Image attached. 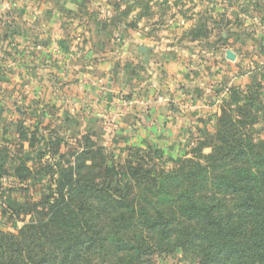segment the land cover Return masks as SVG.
<instances>
[{
  "label": "rangeland",
  "instance_id": "1",
  "mask_svg": "<svg viewBox=\"0 0 264 264\" xmlns=\"http://www.w3.org/2000/svg\"><path fill=\"white\" fill-rule=\"evenodd\" d=\"M2 1L1 69L11 64H5L6 51L1 42L6 14ZM178 1L187 4L193 0ZM211 3L219 8L228 4L231 10L215 17L219 18L215 21L219 26L213 41L212 31L202 27L197 29L202 40L198 37L197 43L190 46L196 52L187 48L190 43L185 44L191 51L187 62L199 69V97L206 107L189 134L186 147L178 148L176 155L154 147L138 150L103 146L100 140L72 136L45 143L34 133L49 132L46 129L53 121V109L45 104L50 102L51 92H43L44 97L37 101L31 96L33 91L23 98L18 86L0 91V159L6 162V174L0 178V232L18 235L30 224L45 222L51 214L49 206H54L56 199L55 207L70 203L75 214L84 215L91 232H106L107 216L116 209L138 220L140 223L128 226H109L111 231L126 228L133 242L144 243L139 254L132 252L123 258L124 262L218 264L209 250L205 252L203 233L208 223L200 221L205 214L200 206L218 205L222 207L220 214L226 216L235 201L228 197L212 201L217 198L214 185L220 181L211 177L214 164H208L204 156L220 144L221 135H226L237 150L244 148L246 154L250 153L248 166L255 154H264V0H209ZM208 12L201 13L204 24L213 19L206 17ZM194 33L191 30L187 38ZM224 50L231 52L225 55ZM217 51L218 58L209 53ZM3 112H8L10 125L3 120ZM235 154L232 151L225 159L229 169L234 166ZM198 166H207L209 183L201 181L204 173L199 172ZM179 170L192 171V179ZM170 172L179 173L178 178L168 180L160 188L159 181ZM230 178L236 181L233 177L225 181ZM115 202L118 204L113 205ZM158 210H162L164 221H157ZM146 220L164 227L158 224L157 230H151ZM101 258L104 255L97 254L93 261L98 264Z\"/></svg>",
  "mask_w": 264,
  "mask_h": 264
},
{
  "label": "crops",
  "instance_id": "2",
  "mask_svg": "<svg viewBox=\"0 0 264 264\" xmlns=\"http://www.w3.org/2000/svg\"><path fill=\"white\" fill-rule=\"evenodd\" d=\"M13 3L1 4L6 9L1 42L5 64H11L0 68V91L18 86L23 98L33 91L37 101L50 91V102H42L53 109L46 129L52 136H89L103 146L154 147L167 155L186 147L206 107L199 97V69L187 62L190 50L196 52L190 46L202 40L197 33L202 27L212 31L213 41L215 17L229 14L230 5L214 7L209 0ZM203 11L213 17L205 24ZM218 52L209 53L218 58ZM8 115L3 112V120L10 125Z\"/></svg>",
  "mask_w": 264,
  "mask_h": 264
},
{
  "label": "trees",
  "instance_id": "3",
  "mask_svg": "<svg viewBox=\"0 0 264 264\" xmlns=\"http://www.w3.org/2000/svg\"><path fill=\"white\" fill-rule=\"evenodd\" d=\"M35 134L45 143L58 139L50 132L45 134L39 131ZM87 138L91 139L89 136L81 139ZM219 139L221 145L204 156L208 164H214L209 172L211 177L220 181L214 185L213 193L217 198L212 201L220 202L221 198L228 197L234 199L235 203L226 216L220 214L222 207L218 205L200 206L205 213L200 221L208 223L203 233L205 252L209 250L213 261L217 260L218 264H264V154H255L252 164L248 166L250 153L246 154L244 148L237 150L226 140V135H221ZM232 151L236 153L233 158L235 163L229 169L225 159ZM5 165V160L0 159V178L6 174ZM206 167H197L199 172L204 173L200 177L204 184L209 183ZM179 171L184 177L192 179V171ZM179 173L165 175L159 181V187L164 188L168 180L176 181ZM229 177L236 181L230 178L231 181L226 182ZM187 200L191 201L190 198ZM53 201L54 206H49L51 214L45 222L30 224L18 235L0 232V264H97L93 261L97 254L101 257L104 255L98 264H134L133 261L124 262L123 258L132 252L139 254L145 248L143 241L140 245L133 242L126 228H113L111 231L117 223L128 226L139 222L133 216L127 217L116 209L115 213L107 216L106 232L96 233L86 226L84 215L75 214L70 203L55 207L56 199ZM116 204L118 202L113 205ZM157 215V221H164L162 210H158ZM146 221L151 230H157L158 224L164 227L161 223Z\"/></svg>",
  "mask_w": 264,
  "mask_h": 264
},
{
  "label": "water",
  "instance_id": "4",
  "mask_svg": "<svg viewBox=\"0 0 264 264\" xmlns=\"http://www.w3.org/2000/svg\"><path fill=\"white\" fill-rule=\"evenodd\" d=\"M139 50H140L141 52H144V53L146 52V50H145L144 48H140Z\"/></svg>",
  "mask_w": 264,
  "mask_h": 264
}]
</instances>
